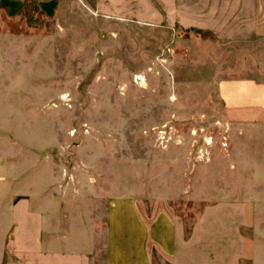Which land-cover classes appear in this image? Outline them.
Segmentation results:
<instances>
[{"label": "rangeland", "instance_id": "374dc122", "mask_svg": "<svg viewBox=\"0 0 264 264\" xmlns=\"http://www.w3.org/2000/svg\"><path fill=\"white\" fill-rule=\"evenodd\" d=\"M253 5L0 0V264H107L124 196L187 233L208 205L253 201L264 249V112L217 88L249 74Z\"/></svg>", "mask_w": 264, "mask_h": 264}, {"label": "crops", "instance_id": "0c3cea01", "mask_svg": "<svg viewBox=\"0 0 264 264\" xmlns=\"http://www.w3.org/2000/svg\"><path fill=\"white\" fill-rule=\"evenodd\" d=\"M254 59L249 74L225 78L218 94L231 110L264 112V0H253ZM3 158H0V166ZM0 170V193L4 190ZM253 201H220L204 208L189 233L162 211L147 219L132 196L109 204L106 224L107 264H154L152 244L168 264H264Z\"/></svg>", "mask_w": 264, "mask_h": 264}]
</instances>
